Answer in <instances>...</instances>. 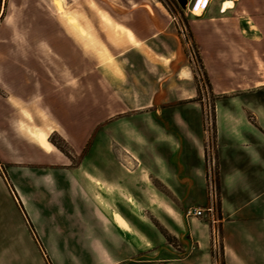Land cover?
I'll use <instances>...</instances> for the list:
<instances>
[{
    "label": "rangeland",
    "instance_id": "rangeland-1",
    "mask_svg": "<svg viewBox=\"0 0 264 264\" xmlns=\"http://www.w3.org/2000/svg\"><path fill=\"white\" fill-rule=\"evenodd\" d=\"M54 1L9 0L10 18L0 30V70L4 68L0 76L4 74L9 81L4 94L20 91L24 97L31 96L33 102L21 105L22 118L26 112L30 115V119L24 118L30 125L26 128L47 132L49 149L31 136L44 150L53 147L48 154L39 146L40 151L22 148L20 165L8 175L12 176L10 190L20 200L16 206L19 210L20 205L21 212L15 217L18 216L22 230L26 225L30 229L31 224L39 240L28 213L32 207L27 178L58 175L63 168L60 165L65 164H81L90 174L97 171L94 166L110 164L115 176H133L135 182L137 166L145 165L158 185L153 172L163 155L164 137L173 144L172 136L163 133L191 127L194 114L200 118L205 135L208 179L216 100L243 91V82L252 72L259 73L225 71L227 65L220 61L226 57L224 45L228 35H233L234 58L242 59L245 45L239 40L243 25L240 16H256L264 31V0L259 6L236 7L220 23L206 15L191 14L187 0H61L63 10L74 13L87 34L69 24ZM100 12L130 29L133 40L105 22ZM155 20L160 21L159 28L154 26ZM141 37L149 40L142 42ZM260 73L264 75L263 66ZM227 74L235 80L230 87L224 84L230 83ZM13 83L20 87L14 88ZM3 170L7 175V167ZM210 172L218 183L215 168ZM136 188L134 184L131 191L148 206L149 210L146 205H139V209L143 208L149 222L165 235L168 243L179 246L181 253L186 252L180 248L174 221L156 206L155 200L150 196L145 200ZM166 202L182 210L186 226L190 217L186 211L195 204L184 206L187 201L175 198ZM165 209L173 215L166 204ZM210 242L213 255L219 256L220 245L214 249ZM27 244L31 260L22 252H15L7 258L8 264H31L34 254L39 260L41 255L34 244Z\"/></svg>",
    "mask_w": 264,
    "mask_h": 264
},
{
    "label": "crops",
    "instance_id": "crops-1",
    "mask_svg": "<svg viewBox=\"0 0 264 264\" xmlns=\"http://www.w3.org/2000/svg\"><path fill=\"white\" fill-rule=\"evenodd\" d=\"M226 1H231L232 6L224 9ZM9 5V0H0V30L10 18ZM256 5H260V0H208L205 8L196 13L193 0H187L191 14L206 15L216 23L228 18L236 7ZM240 18L243 25L239 40L245 45L242 59L234 58L235 40L229 34L228 43L224 45L226 57L222 56L220 61L227 65L225 71L241 69L259 73H251L242 84L243 91L216 100L211 153L221 217L219 256L211 251L210 225L190 216L185 226L182 210L166 202L175 198L187 201L184 206L207 204L205 135L196 114L189 118L191 127L163 133L172 136L173 144L164 137L163 155L153 172L158 185L154 184L145 165L137 166L135 182L133 176H115L114 166L110 164L94 166L97 171L92 170V174L84 171L81 164H65L60 165L63 168L58 175L27 178L28 202L32 207L28 213L40 240L28 225L22 230L18 216L15 217L21 212L20 205L19 210L16 206L20 200L10 190L9 177L12 176L8 175L12 168L20 165L22 148L40 151L39 146L48 154L53 147L46 151L31 136L27 130L30 125L24 120L30 119V115L26 112V117L22 118L21 105L33 99L22 96L20 91L4 94L9 81L2 74L0 264H8L7 258L15 252H22L31 260L27 242L33 243L35 251L41 255L38 260L34 254L31 264H216L218 261L220 264H264V75L260 73L262 66L264 70V31L256 16ZM154 26L159 28L160 21L155 20ZM139 40L147 42L149 38ZM0 71L4 72V68ZM226 78L230 83L224 84L230 87L235 80L229 75ZM15 87L20 85L14 84ZM3 167H7V175ZM15 183L13 180V186L18 189ZM134 184L145 200L150 196L174 221L180 248L186 252L181 253L179 246L168 243L165 235L149 222L143 208L139 209V205L146 204L132 193ZM19 197L26 203L21 193ZM165 204L173 215L166 211ZM146 208L149 210L147 205Z\"/></svg>",
    "mask_w": 264,
    "mask_h": 264
},
{
    "label": "built area",
    "instance_id": "built-area-1",
    "mask_svg": "<svg viewBox=\"0 0 264 264\" xmlns=\"http://www.w3.org/2000/svg\"><path fill=\"white\" fill-rule=\"evenodd\" d=\"M208 0L204 1L202 10L205 8ZM198 0H193V6L196 5ZM208 168L209 175L208 179H206V187H207V204L204 206H194L189 207L186 211L187 216H193L200 218L206 221L211 227L212 233V247L217 249L220 245V222L221 217L219 213L218 207V183L215 178L211 175V169L214 167V162L212 158V153L209 151L208 153Z\"/></svg>",
    "mask_w": 264,
    "mask_h": 264
},
{
    "label": "bare ground",
    "instance_id": "bare-ground-1",
    "mask_svg": "<svg viewBox=\"0 0 264 264\" xmlns=\"http://www.w3.org/2000/svg\"><path fill=\"white\" fill-rule=\"evenodd\" d=\"M204 1L205 0H198V2L196 3V6L194 7V11L196 13H198L199 11L202 10V7H203V4H204ZM56 7L59 9V12L61 15H64L67 19V22L69 24H71L73 27H75V29L77 28L79 32L81 33H84V34H87L88 31H86V29L80 24L77 16L72 13V12H66L63 10V7H62V3H61V0H55L54 1ZM232 6V2L231 1H226L223 5L224 9H226L227 7H231ZM193 11V13H194ZM100 16L101 18L107 22L108 24L114 26L115 28H119L121 29V31H124L127 36L133 40L134 36H133V32L128 29V28H124L122 25L114 22L110 16L104 12H100ZM123 33V32H122ZM91 35V34H89ZM92 36V35H91ZM29 132L31 133V135L40 143L43 144V146L45 148H50V144L47 142L48 138H47V132H44V131H41V130H38V129H30ZM132 200V199H131Z\"/></svg>",
    "mask_w": 264,
    "mask_h": 264
},
{
    "label": "trees",
    "instance_id": "trees-1",
    "mask_svg": "<svg viewBox=\"0 0 264 264\" xmlns=\"http://www.w3.org/2000/svg\"><path fill=\"white\" fill-rule=\"evenodd\" d=\"M49 139H50V138H49ZM50 141H51V140H50ZM29 226H30V229H31L32 231H34V229H33L32 225L30 224Z\"/></svg>",
    "mask_w": 264,
    "mask_h": 264
},
{
    "label": "water",
    "instance_id": "water-1",
    "mask_svg": "<svg viewBox=\"0 0 264 264\" xmlns=\"http://www.w3.org/2000/svg\"><path fill=\"white\" fill-rule=\"evenodd\" d=\"M186 1V0H185ZM183 2H184V0H183Z\"/></svg>",
    "mask_w": 264,
    "mask_h": 264
}]
</instances>
